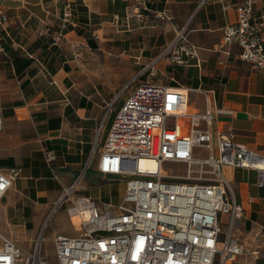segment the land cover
I'll return each instance as SVG.
<instances>
[{
  "label": "crops",
  "instance_id": "1",
  "mask_svg": "<svg viewBox=\"0 0 264 264\" xmlns=\"http://www.w3.org/2000/svg\"><path fill=\"white\" fill-rule=\"evenodd\" d=\"M67 1L73 25L63 29L61 6L52 0H2L9 24L0 26V169L17 168L21 177L0 204V233L12 240L16 231L38 235L75 183V195L119 206L108 202V192L92 188L124 182L102 176L95 157L133 89L122 91L132 83L184 91L194 113L207 110L205 93L213 92L215 134L264 157V72L241 63L238 48H220L223 29L236 22L242 0ZM256 16L264 19V4ZM181 31L199 48V63L183 67L162 58ZM122 94L119 110L109 112ZM180 123L187 134L188 119ZM47 152L56 154L52 165ZM224 175L245 209L238 264H264L259 174L227 168ZM123 187L124 199L126 182ZM74 234L80 235L77 229Z\"/></svg>",
  "mask_w": 264,
  "mask_h": 264
},
{
  "label": "built area",
  "instance_id": "2",
  "mask_svg": "<svg viewBox=\"0 0 264 264\" xmlns=\"http://www.w3.org/2000/svg\"><path fill=\"white\" fill-rule=\"evenodd\" d=\"M52 2L61 6L63 29L73 25L72 4ZM261 4L264 0H242L236 6L237 20L223 29L220 48L225 53L238 48L241 63L264 72V19L256 16ZM137 18L145 22L147 17L139 12ZM7 24L9 17L0 0V26ZM162 58L188 67L199 63V48L181 31ZM151 76L156 73L151 71ZM171 90L154 82L135 87L95 157L102 176L126 182L121 204L114 208L75 195V183L65 191L60 206L69 203L68 216L80 235L55 239L56 262L42 257V229L34 251L26 258L17 242L0 233V264H238L243 248L237 233L245 209L236 202L224 171H255L259 174L257 186L264 188V157L215 134L213 92L205 93L207 110L194 113L188 109L186 95ZM171 93L179 101L174 109ZM170 119L174 125L169 124ZM182 119L189 121L185 135ZM3 129L0 113V132ZM197 152L206 157H196ZM46 156L49 165L57 159L54 152ZM166 164L186 166L187 175L167 173ZM20 177L17 168L0 169V204Z\"/></svg>",
  "mask_w": 264,
  "mask_h": 264
},
{
  "label": "rangeland",
  "instance_id": "3",
  "mask_svg": "<svg viewBox=\"0 0 264 264\" xmlns=\"http://www.w3.org/2000/svg\"><path fill=\"white\" fill-rule=\"evenodd\" d=\"M133 87H135L134 84L131 85V87H129L128 89L131 91L132 89H134ZM124 98L125 96H123L122 94V96H120V98L117 100V104L112 108L113 111L119 110ZM195 156L204 158L206 157V154L201 153L200 155V153L197 152ZM165 169L167 173H170L172 175H179V176L187 175V167L184 165L166 164ZM123 184L124 182H120L119 184H115V187H92V188H94L96 192H99L100 191L99 188H102L105 194L107 192L109 193L108 202L112 201L113 204L120 205L125 192V187H123ZM105 202L107 201L105 200ZM68 206L69 203L59 206L60 208L57 209V211L55 212L54 215H52V217L46 220V222L42 227L44 231L42 257L50 262H56V247H55L56 237L61 233L67 234L71 237L75 236L74 230L76 228L70 222V218L67 213ZM42 229L40 230V232L42 231ZM223 229L227 230V226L224 224H223ZM39 234L33 236L30 232H17V231L15 232L14 240L18 243V245L22 249V253L25 258L28 257L29 254H31L34 251V243L36 241V238H38Z\"/></svg>",
  "mask_w": 264,
  "mask_h": 264
},
{
  "label": "bare ground",
  "instance_id": "4",
  "mask_svg": "<svg viewBox=\"0 0 264 264\" xmlns=\"http://www.w3.org/2000/svg\"><path fill=\"white\" fill-rule=\"evenodd\" d=\"M175 91H178V90H171L172 93H174ZM171 93V99H170V104L172 105V108H177L178 106V96H174L173 94ZM181 94L182 95H185V92L184 91H181ZM75 223L78 225L76 219H75Z\"/></svg>",
  "mask_w": 264,
  "mask_h": 264
}]
</instances>
